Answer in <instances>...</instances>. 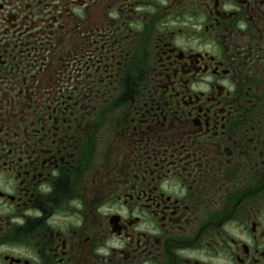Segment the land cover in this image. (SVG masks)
Instances as JSON below:
<instances>
[{
	"label": "flooded vegetation",
	"instance_id": "1",
	"mask_svg": "<svg viewBox=\"0 0 264 264\" xmlns=\"http://www.w3.org/2000/svg\"><path fill=\"white\" fill-rule=\"evenodd\" d=\"M0 264H264V0H0Z\"/></svg>",
	"mask_w": 264,
	"mask_h": 264
}]
</instances>
